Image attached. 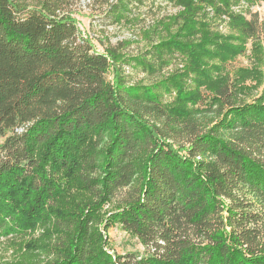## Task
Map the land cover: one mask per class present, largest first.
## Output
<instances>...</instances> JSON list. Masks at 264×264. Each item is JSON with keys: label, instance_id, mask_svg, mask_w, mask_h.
I'll return each mask as SVG.
<instances>
[{"label": "trees", "instance_id": "trees-1", "mask_svg": "<svg viewBox=\"0 0 264 264\" xmlns=\"http://www.w3.org/2000/svg\"><path fill=\"white\" fill-rule=\"evenodd\" d=\"M100 1L118 22L148 0ZM159 1L128 54L72 0H0V238L41 226L44 264H264V0ZM114 224L141 255L107 250Z\"/></svg>", "mask_w": 264, "mask_h": 264}, {"label": "rangeland", "instance_id": "rangeland-1", "mask_svg": "<svg viewBox=\"0 0 264 264\" xmlns=\"http://www.w3.org/2000/svg\"><path fill=\"white\" fill-rule=\"evenodd\" d=\"M106 5V1L101 2L100 0H72V8L75 11L74 15L79 20V28L83 35L93 36L91 41L98 50L101 51L103 46L96 38L103 39L106 44L111 45H115L120 41H129L130 43L122 50L128 54H135L146 47L148 43L143 33L146 28L151 27L156 20L175 13L177 10V7L171 3L148 0L129 21L113 22L105 13ZM251 10L258 12L260 17H264V1L255 3L251 6ZM246 49L245 54L238 55L229 63V69L233 67H250L252 65L250 62V44L246 45ZM259 55L262 56V52ZM260 69L264 73V63H261ZM129 74V78L133 82L148 83L155 80L156 77L139 69H134ZM254 83L253 80L248 78L244 84L253 85ZM263 85L262 81L257 82L250 92V96L261 95ZM203 116L204 121L210 124L215 118L214 113H207ZM2 140L3 137H0V142ZM41 231V226H36L35 229L24 233L22 236L0 238V264H44L46 260L51 259L45 250L40 248L28 249L32 244H36V246L39 244L38 237ZM106 235V248L110 252L141 255L144 251V247L138 238L123 230L118 224L111 226Z\"/></svg>", "mask_w": 264, "mask_h": 264}]
</instances>
